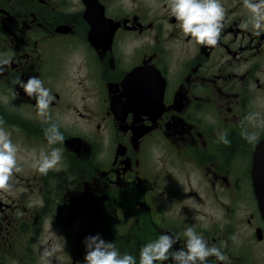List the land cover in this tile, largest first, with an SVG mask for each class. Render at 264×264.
Masks as SVG:
<instances>
[{
    "label": "flooded vegetation",
    "instance_id": "obj_1",
    "mask_svg": "<svg viewBox=\"0 0 264 264\" xmlns=\"http://www.w3.org/2000/svg\"><path fill=\"white\" fill-rule=\"evenodd\" d=\"M221 3L219 42L206 47L178 29L167 0H0V59L11 61L0 66V118L22 168L0 193V264H44L43 249L52 264H84L90 236L139 264L161 234L182 248L187 227L225 257L207 264H264L254 178L257 157L264 174V32L241 29L242 0ZM30 76L51 90L62 143H47L19 88ZM250 113L256 125L242 127ZM53 147L61 164L38 173L33 159Z\"/></svg>",
    "mask_w": 264,
    "mask_h": 264
},
{
    "label": "clouds",
    "instance_id": "obj_2",
    "mask_svg": "<svg viewBox=\"0 0 264 264\" xmlns=\"http://www.w3.org/2000/svg\"><path fill=\"white\" fill-rule=\"evenodd\" d=\"M243 7L249 13L248 19L241 23V29L251 28L257 35L264 32V0H242ZM170 15L174 17L176 26L193 44L214 47L218 44L224 27L226 9L221 0H167ZM10 58L0 59V66L10 63ZM19 88L32 100H35L37 117L48 124L45 130V139L52 146L62 143L64 136L55 123H50V105L54 97L51 90L44 87V83L37 76H30L27 81H19ZM19 95V93H17ZM259 113L248 114L241 126L256 125ZM264 123V121H261ZM4 120L0 118V193L10 192L13 177L22 171L19 152L20 149L11 138V133L4 127ZM242 138L252 143L256 136L247 130L241 133ZM218 142L230 146L231 141L224 132L217 133ZM62 151L53 147L50 152H41L34 158L32 167L40 174L47 175L55 170L62 162ZM185 243L180 249L172 251L176 238L161 234L155 241L143 245L139 251V264H158L171 259L172 264H207L209 257L224 260L225 257L219 248L209 246L202 235L193 227L184 231ZM236 237H233L235 240ZM86 255L84 264H137L133 255H121L113 242H105L99 236L87 237L84 241ZM53 252L48 249L41 251L44 264H52Z\"/></svg>",
    "mask_w": 264,
    "mask_h": 264
},
{
    "label": "water",
    "instance_id": "obj_3",
    "mask_svg": "<svg viewBox=\"0 0 264 264\" xmlns=\"http://www.w3.org/2000/svg\"><path fill=\"white\" fill-rule=\"evenodd\" d=\"M263 176L264 174H262V170L260 168V158L257 157L254 178H255V182L257 183L256 184L257 195L260 200V204L264 213V179H262Z\"/></svg>",
    "mask_w": 264,
    "mask_h": 264
}]
</instances>
